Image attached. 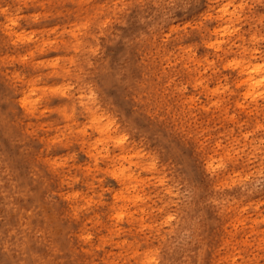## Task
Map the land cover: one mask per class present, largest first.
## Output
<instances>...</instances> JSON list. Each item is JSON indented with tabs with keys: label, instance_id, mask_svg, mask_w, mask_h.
<instances>
[{
	"label": "clouds",
	"instance_id": "9594fccd",
	"mask_svg": "<svg viewBox=\"0 0 264 264\" xmlns=\"http://www.w3.org/2000/svg\"><path fill=\"white\" fill-rule=\"evenodd\" d=\"M0 264H264V0H0Z\"/></svg>",
	"mask_w": 264,
	"mask_h": 264
}]
</instances>
